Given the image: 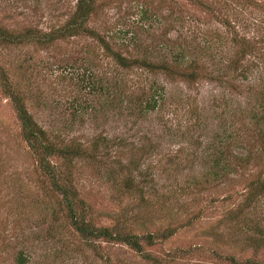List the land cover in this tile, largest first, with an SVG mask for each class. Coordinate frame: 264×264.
Here are the masks:
<instances>
[{
	"label": "rangeland",
	"instance_id": "1",
	"mask_svg": "<svg viewBox=\"0 0 264 264\" xmlns=\"http://www.w3.org/2000/svg\"><path fill=\"white\" fill-rule=\"evenodd\" d=\"M76 1L0 0V264H264L244 237L264 236V197L244 207L264 177V0H93L72 28ZM2 77L43 140L80 154L40 167ZM58 181L139 247L75 232Z\"/></svg>",
	"mask_w": 264,
	"mask_h": 264
},
{
	"label": "trees",
	"instance_id": "2",
	"mask_svg": "<svg viewBox=\"0 0 264 264\" xmlns=\"http://www.w3.org/2000/svg\"><path fill=\"white\" fill-rule=\"evenodd\" d=\"M92 3H93V0H77L76 1L75 11H74V20L71 26L72 28L82 27L81 24L83 20L86 18V15L89 14L93 9ZM70 31L71 30H69L68 33H72ZM24 33H25L23 37L24 39L31 38L32 40H35L36 38H38V36L31 34L30 31H25ZM89 34H91V32H89ZM57 35L64 36L65 35L64 30H61L60 34H57ZM8 37H10L9 33L0 30V39H4L5 41H8L7 40ZM41 37L43 39L40 42H44V41L49 42L51 39H53V36L50 33L42 34ZM94 38L100 42L102 41L101 39H99L97 35H95ZM116 60L120 64L124 65L122 61L121 62L119 61V59L116 58ZM176 60L177 62H179L181 60V57H178ZM191 64L192 62H189L187 63V66L190 67ZM141 65H144V63H142ZM145 66L147 67L148 70L153 67L159 70H163V69L168 70V66H165L164 63L149 64L145 62ZM171 69L172 67L170 68V71L168 70L170 74H173V73L178 74V73L173 72ZM193 75H194L193 71H187V73H185L183 77L186 81L189 82L190 80H192ZM2 82H3L2 88L6 91V93L10 97V100L12 101V105L15 110L16 117L19 121L21 136L23 140L28 144V146L35 152V154L39 156L38 164L40 165V167H42L46 171L52 170V166L46 164L45 161H43L44 159L42 156L58 154L59 156L64 157L65 155H69L68 156V160H69L72 158V156H77L80 154V152H78L77 150L68 151L65 147L56 148L49 141H46L45 139L43 140L42 138L43 134H41L40 132L41 130H39L37 125L33 122V120L31 119V116L28 114L26 109L23 107L22 103L18 100V97L13 94V92L10 89L11 87H9L8 81L6 80L5 82V78L2 77ZM143 104H145L144 105L145 111L153 109L155 107V102L154 100H152V98L151 100H148L146 101V103H143ZM262 141L264 144V133L262 135ZM221 160H223L222 157L216 158V161L219 164V171H226V170L233 171L234 166L238 165L236 163L224 164V161L220 162ZM56 185L60 191V194L63 197L67 216L71 219V226L75 232H77L84 238L86 237H94V238L95 237H98V238L114 237V238H118L124 241L127 245H129L132 248L139 247L138 242L135 239L136 236L130 233H122V234L117 233V232L112 233L110 231L111 228L109 229L106 227H94L88 222L84 221L83 214H81V212L80 213L77 212L76 205L78 201L76 199V194L74 190L68 184L63 183V182L58 181ZM246 195L247 196L245 199L244 207L249 208L252 205L257 206L255 203L249 206V203L257 195L259 196L262 195V197H264V177H262L255 186H253L252 184L250 187V190L248 191ZM263 203H264V199L260 203L259 206L260 207L263 206V210H264V205H262ZM118 229L122 230V228H118ZM259 231H260L259 228H257V231H256V227L254 228V232H257V234H260ZM244 237L245 239L249 241L251 246H254L255 248L264 245V236H262V238H260V236L258 238H254L253 236L245 234ZM146 258L154 262L156 261L155 258H152V257L146 256ZM18 259H19L18 260L19 264L23 263V261L21 260V256H18Z\"/></svg>",
	"mask_w": 264,
	"mask_h": 264
}]
</instances>
